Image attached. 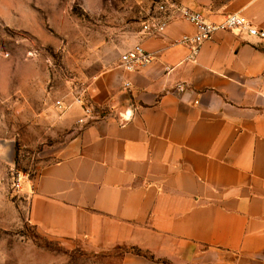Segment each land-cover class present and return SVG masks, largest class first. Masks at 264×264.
Instances as JSON below:
<instances>
[{"label":"crops","instance_id":"crops-1","mask_svg":"<svg viewBox=\"0 0 264 264\" xmlns=\"http://www.w3.org/2000/svg\"><path fill=\"white\" fill-rule=\"evenodd\" d=\"M213 5L191 9L264 30V0ZM195 33L172 15L140 32L145 69L101 76L110 114L76 126L25 190L40 234L136 248L122 264H264V38L220 31L190 57L178 40Z\"/></svg>","mask_w":264,"mask_h":264},{"label":"rangeland","instance_id":"rangeland-1","mask_svg":"<svg viewBox=\"0 0 264 264\" xmlns=\"http://www.w3.org/2000/svg\"><path fill=\"white\" fill-rule=\"evenodd\" d=\"M227 1L0 0V264H122L126 251H137L100 253L40 234L25 190L76 126L110 114L96 101L107 90L98 82L119 69L160 4L202 9ZM85 107L92 113L81 122Z\"/></svg>","mask_w":264,"mask_h":264},{"label":"built area","instance_id":"built-area-1","mask_svg":"<svg viewBox=\"0 0 264 264\" xmlns=\"http://www.w3.org/2000/svg\"><path fill=\"white\" fill-rule=\"evenodd\" d=\"M158 10L160 15L156 17L153 22L145 23L142 31L150 34L162 32L166 28L168 19L172 15L191 22L196 28V33L193 35L185 34L178 40V43L184 44L190 48V57L197 56L201 51L202 44L205 41L212 39L213 36L220 31L245 29L251 35L264 38V30H258L249 20H246L235 13L228 14L222 22L215 23L208 21L202 12L181 5L172 4L169 6L166 3H162L158 6ZM152 58V53L149 52L140 42H137L127 51L122 53L120 66L127 72H138L145 69L151 63ZM125 86L126 88H129L131 83L126 82ZM178 89L183 91L185 86L179 84ZM57 107L60 110H66L68 106H66L65 103L59 102ZM83 111L86 119H81V122L90 118L92 113V110L89 107H85ZM16 186L20 187V182H17Z\"/></svg>","mask_w":264,"mask_h":264}]
</instances>
